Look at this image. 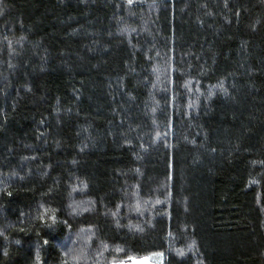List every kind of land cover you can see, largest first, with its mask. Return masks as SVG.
Segmentation results:
<instances>
[{
  "label": "trees",
  "instance_id": "trees-1",
  "mask_svg": "<svg viewBox=\"0 0 264 264\" xmlns=\"http://www.w3.org/2000/svg\"><path fill=\"white\" fill-rule=\"evenodd\" d=\"M134 259L264 264V0H0V264Z\"/></svg>",
  "mask_w": 264,
  "mask_h": 264
},
{
  "label": "bare ground",
  "instance_id": "bare-ground-1",
  "mask_svg": "<svg viewBox=\"0 0 264 264\" xmlns=\"http://www.w3.org/2000/svg\"><path fill=\"white\" fill-rule=\"evenodd\" d=\"M132 264H148L146 260H137L134 261Z\"/></svg>",
  "mask_w": 264,
  "mask_h": 264
},
{
  "label": "rangeland",
  "instance_id": "rangeland-1",
  "mask_svg": "<svg viewBox=\"0 0 264 264\" xmlns=\"http://www.w3.org/2000/svg\"><path fill=\"white\" fill-rule=\"evenodd\" d=\"M139 260V259H134L131 262H117L116 264H132L134 261Z\"/></svg>",
  "mask_w": 264,
  "mask_h": 264
},
{
  "label": "snow or ice",
  "instance_id": "snow-or-ice-1",
  "mask_svg": "<svg viewBox=\"0 0 264 264\" xmlns=\"http://www.w3.org/2000/svg\"><path fill=\"white\" fill-rule=\"evenodd\" d=\"M129 3H131V0H129ZM8 195H9V196H11V195H12V193H8ZM44 243H45V244H48V241H47V240H45V241H44Z\"/></svg>",
  "mask_w": 264,
  "mask_h": 264
},
{
  "label": "built area",
  "instance_id": "built-area-1",
  "mask_svg": "<svg viewBox=\"0 0 264 264\" xmlns=\"http://www.w3.org/2000/svg\"><path fill=\"white\" fill-rule=\"evenodd\" d=\"M136 261H137V260H136ZM146 261H147V260H146ZM147 263H148V264H151V263H149L148 261H147Z\"/></svg>",
  "mask_w": 264,
  "mask_h": 264
}]
</instances>
